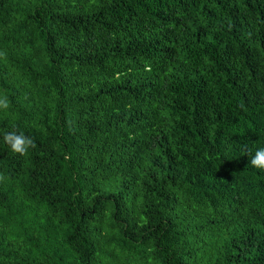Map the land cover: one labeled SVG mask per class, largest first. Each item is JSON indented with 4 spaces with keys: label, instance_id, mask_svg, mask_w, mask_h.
Returning <instances> with one entry per match:
<instances>
[{
    "label": "trees",
    "instance_id": "16d2710c",
    "mask_svg": "<svg viewBox=\"0 0 264 264\" xmlns=\"http://www.w3.org/2000/svg\"><path fill=\"white\" fill-rule=\"evenodd\" d=\"M0 53V264H264V0H0Z\"/></svg>",
    "mask_w": 264,
    "mask_h": 264
},
{
    "label": "clouds",
    "instance_id": "9594fccd",
    "mask_svg": "<svg viewBox=\"0 0 264 264\" xmlns=\"http://www.w3.org/2000/svg\"><path fill=\"white\" fill-rule=\"evenodd\" d=\"M5 53H0V56H4ZM10 106L8 97H0V109L7 110ZM3 142L9 146L14 154L19 156H25L30 149L36 148V143L33 138L25 136L22 132L16 131L7 132L3 135ZM249 164L252 168L264 171V148L258 149L255 154L250 158ZM4 177L0 175V180Z\"/></svg>",
    "mask_w": 264,
    "mask_h": 264
}]
</instances>
